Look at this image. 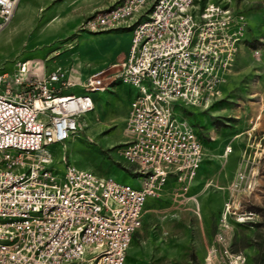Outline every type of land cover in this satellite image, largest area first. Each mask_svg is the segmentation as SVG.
<instances>
[{
	"label": "built area",
	"instance_id": "built-area-1",
	"mask_svg": "<svg viewBox=\"0 0 264 264\" xmlns=\"http://www.w3.org/2000/svg\"><path fill=\"white\" fill-rule=\"evenodd\" d=\"M19 2L0 0V31ZM198 2L119 0L95 11L81 30L136 21L126 58L87 76L63 67L41 74L26 62L0 72V264H125L148 198L161 196L171 177L174 195L185 197L207 151L198 128L176 109L208 105L220 94L248 24L225 3ZM112 66L119 67L109 72ZM117 81L138 88L120 149L137 183L74 163L61 173L51 145L79 133L96 106L94 93ZM75 86L81 90L65 92ZM231 207L230 197L205 264L246 260L232 250Z\"/></svg>",
	"mask_w": 264,
	"mask_h": 264
},
{
	"label": "rangeland",
	"instance_id": "rangeland-1",
	"mask_svg": "<svg viewBox=\"0 0 264 264\" xmlns=\"http://www.w3.org/2000/svg\"><path fill=\"white\" fill-rule=\"evenodd\" d=\"M117 1L20 0L12 21L0 31V72L15 69L21 62L43 74L60 67L80 69L87 63L123 61L128 55V50L123 54L124 35L80 28L88 16ZM208 2L225 3L244 13L248 24L243 40L253 55L247 64L241 63L237 55L220 94L208 105L177 107L176 111L198 128L209 150L222 156L204 162L185 197L174 195L176 181L171 177L161 196L149 198L125 264H205L224 207L217 194L222 189L215 184L236 185L229 189V193L234 192L229 214L232 250L246 258L244 264H264V64L259 60L264 53V0L198 3ZM135 21L115 29L131 30ZM118 67H110L109 72ZM80 90L75 86L65 92ZM94 94L100 99L94 110L81 118L83 129L68 141L51 145L55 164L61 173L65 163H74L103 176L133 182L137 178L135 166L120 153L127 138L125 99L118 88ZM254 126L256 129L250 131ZM235 145L240 152L232 159L234 151L228 153L227 147L235 150ZM240 173L248 174L250 179L239 178ZM165 211L172 214L162 228L158 220Z\"/></svg>",
	"mask_w": 264,
	"mask_h": 264
},
{
	"label": "crops",
	"instance_id": "crops-1",
	"mask_svg": "<svg viewBox=\"0 0 264 264\" xmlns=\"http://www.w3.org/2000/svg\"><path fill=\"white\" fill-rule=\"evenodd\" d=\"M125 25H127V24L120 25V26H125ZM115 28H118V26L117 27H114V28H111V29H108L106 31L105 30H103V31H97V33L112 32V33H115L117 35H121V36L124 35L123 44L125 45L126 50H123V54L127 50L129 52L130 45H131V41H132V37H133V28L131 30H126V31H123V32H118V31H116ZM238 55H239L240 59L242 60L241 63H244V64L245 63L247 64L249 62V60L251 59L252 55H253L252 52H251V48L245 46L244 40L240 44ZM257 56H260V55L257 54ZM260 59H261L260 63H263L264 64V53L262 54V57H259V60ZM104 62L107 63L108 61L107 60H104ZM105 63H103V64H94V65L92 63H87V65H85V64L84 65H81L80 69L79 68L78 69L77 68H73V69H75V72H76V74H77L78 77H84V76H87L89 73H91L92 71H94L96 69H101V68L108 67V66H111L112 64H114L113 62L110 63V64H108V65L105 64ZM50 71L44 72L43 74H47ZM120 83H122V82L117 81L116 83H114L111 86V88H118L119 94L121 95L122 99L123 98L125 99V101H124V104H125V107H126V109H125L126 114H125V118H124V120H125L126 119V116L128 114V110H129L130 103H131L132 99L136 96V94L138 93V88H136V87H134L132 85H129V84H124V83L120 84ZM95 98H96V103H97V101H99V99H100V96H95ZM255 126L252 127L250 129V131H252L253 129H256ZM205 148H206V151H207V156L204 159V161L202 162V164H201V166H200V168L198 170V173H200V171L202 170V168H203V166L205 164L204 162L208 158L209 159H212V160L213 159L218 160V157H221L222 156L219 153H215L213 150H209V147L207 145L205 146ZM234 149L235 150H233V148H232L231 151L230 150L228 151V153L234 151L233 154L231 155V158L233 157L232 159H234L236 156H239V152H240L238 150V148H237L236 145H235V148ZM259 149H262V147H259ZM260 154H262V152H260ZM228 157H229V155H228ZM245 160L248 161V159H245ZM242 161H244V160H242ZM249 161H250V159H249ZM133 182L134 183H137V179L135 181H133ZM168 183H169V181H168ZM166 187H167V185H166ZM166 187H165V189H166ZM215 187L216 188H219V189H222L220 191L218 190L217 194L221 196V201H223V202H225L228 198L232 197L233 194H234L233 191L231 193H229V189L231 188V186H221L220 184H215ZM165 189H164V191H165ZM226 189H228V190H226ZM214 190H216V189H214ZM149 198H148V200H149ZM148 200H147V203H148ZM147 203H146V205H147ZM145 209H146V206H145ZM145 209H144V214H145ZM155 209L156 208H154V210ZM144 214H143V217H144ZM170 214H172V213H170V211H165L164 215L163 216L162 215L160 216V218L158 220V222H159L158 223V226L159 227L165 228L168 225L167 224V217ZM213 238H214V235L212 236V238L210 240V243L213 240Z\"/></svg>",
	"mask_w": 264,
	"mask_h": 264
},
{
	"label": "trees",
	"instance_id": "trees-1",
	"mask_svg": "<svg viewBox=\"0 0 264 264\" xmlns=\"http://www.w3.org/2000/svg\"><path fill=\"white\" fill-rule=\"evenodd\" d=\"M252 44L255 45L256 43L253 42Z\"/></svg>",
	"mask_w": 264,
	"mask_h": 264
}]
</instances>
